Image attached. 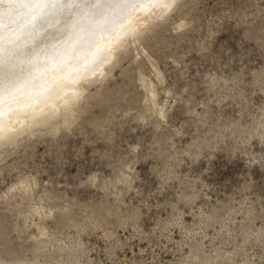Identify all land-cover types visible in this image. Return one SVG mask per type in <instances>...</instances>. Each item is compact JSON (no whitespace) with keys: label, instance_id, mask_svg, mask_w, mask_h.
<instances>
[{"label":"rangeland","instance_id":"obj_1","mask_svg":"<svg viewBox=\"0 0 264 264\" xmlns=\"http://www.w3.org/2000/svg\"><path fill=\"white\" fill-rule=\"evenodd\" d=\"M48 1L0 0V42ZM173 5L9 130L0 264H264V0Z\"/></svg>","mask_w":264,"mask_h":264},{"label":"bare ground","instance_id":"obj_2","mask_svg":"<svg viewBox=\"0 0 264 264\" xmlns=\"http://www.w3.org/2000/svg\"><path fill=\"white\" fill-rule=\"evenodd\" d=\"M59 1L41 3L43 6L33 10L16 33L0 42V152L19 135L20 130H9L18 129L27 113L40 114L53 97L63 92L66 97L71 96L75 91L71 79L78 74L89 76L104 58L120 48L126 34L137 33L141 26L174 7L178 0ZM138 6L143 7V12L129 21ZM136 23L140 25L138 30H134ZM125 24L128 27L118 33L117 28ZM104 39L107 42L95 51L97 43ZM89 58L80 68H73ZM75 71L78 73L74 76ZM61 72L65 73L51 78L34 100L20 102L47 78ZM51 120L45 113L38 123L46 130L52 127L49 130L57 131L58 125Z\"/></svg>","mask_w":264,"mask_h":264},{"label":"snow or ice","instance_id":"obj_3","mask_svg":"<svg viewBox=\"0 0 264 264\" xmlns=\"http://www.w3.org/2000/svg\"><path fill=\"white\" fill-rule=\"evenodd\" d=\"M253 218H255V217H253ZM260 254H261L262 257H264V247H262L260 249ZM245 264H247V262H245Z\"/></svg>","mask_w":264,"mask_h":264}]
</instances>
